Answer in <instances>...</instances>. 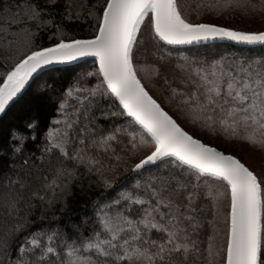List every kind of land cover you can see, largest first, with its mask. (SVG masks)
Segmentation results:
<instances>
[{"label": "snow or ice", "instance_id": "6c2138e0", "mask_svg": "<svg viewBox=\"0 0 264 264\" xmlns=\"http://www.w3.org/2000/svg\"><path fill=\"white\" fill-rule=\"evenodd\" d=\"M208 7L264 21V0H217ZM44 12L34 0H0V29L12 30L17 39L9 46L15 43L18 51L0 79V113L46 66L91 56L98 69L52 97L61 118L45 134L40 156L33 158L25 147L28 137L16 132L11 146H0V207L13 217L0 248L7 255L10 241L22 232L30 245L19 247L20 257L7 264H192L202 252L205 264H264V170H252L179 122L247 144L264 156V56H181L171 76L153 65L146 79L158 77L167 86L161 100L138 75L145 70L139 66L145 21L148 38L164 45L216 39L264 45V27L193 22L179 0H104L88 9L96 20L91 38H70L57 24L55 42L36 46L33 27L53 26L54 17L49 12L45 18ZM92 76L97 83L86 87ZM43 91L55 93L57 86L45 84ZM166 103H174L179 116L170 114ZM37 127L35 119L26 122V129ZM121 171L132 174L130 184H117ZM85 180L103 189L92 216L27 231L34 222L28 218L36 208L33 201L40 202L39 219H44L43 213L57 205L67 208L73 189L82 190ZM201 199L207 204L198 209ZM21 201L29 210L24 215ZM225 202L224 242L217 246L219 228L214 227L202 249L199 212L207 207L214 221Z\"/></svg>", "mask_w": 264, "mask_h": 264}, {"label": "trees", "instance_id": "16d2710c", "mask_svg": "<svg viewBox=\"0 0 264 264\" xmlns=\"http://www.w3.org/2000/svg\"><path fill=\"white\" fill-rule=\"evenodd\" d=\"M185 1L189 3L193 2L191 0ZM214 1L215 0H197L194 6L195 9L193 10L197 11L201 16L207 15V21L213 20L214 23L218 25L229 26L240 30H249L252 26L245 24L247 17L242 16L238 12L226 11L217 13L210 9L208 5L214 4ZM34 2L45 8V18L48 17L49 12L54 17L53 26L42 28L33 27V31L38 32L35 41L36 46H48L55 42L53 33L56 31L54 25L57 24L64 29L70 38H91L95 34L96 20L87 14L88 9L93 6L102 5L104 0H57L55 5H46L44 0H34ZM77 12L80 13L79 16L76 15ZM69 14H71L72 19H67ZM256 17L261 20L259 16ZM257 24L258 26H262L264 21L254 23L253 25ZM262 27H264V25ZM142 32L146 38L144 49L148 50V54L145 56L146 63L159 66L161 71L168 73L169 76H171L174 64L181 56H195L197 54L215 56L216 58L221 55L245 58H260L264 56V47L255 49L242 48L226 43H210L187 48H170L164 46L162 43L151 41L148 38V30H142ZM5 37H7V39H5ZM16 39L17 37L13 34L12 30L5 33L3 29H0V79H2L3 73L10 68L13 61L18 58L16 44L12 43L11 46H9V42ZM144 53L146 52L144 51ZM160 55L165 57L164 61L158 60ZM97 69L98 66L95 60H87L76 65L55 68L40 74L33 81L26 93L10 107L0 119V146H11L13 144L12 133L16 132L28 137L25 141V147L28 152L34 154L33 158L40 156L41 149L46 143L44 139L45 134L49 128L53 126V121L57 118H61L60 114L57 112L56 101L52 97L59 95V89L71 85L78 78H82L85 73L96 72ZM88 81H90V83L84 82L86 87H92L97 83L95 76L88 77ZM159 81L160 88H162L164 86L163 81L160 79ZM45 84H55L57 86V91L55 93L43 91V86ZM163 88H166V85ZM163 92L166 94V91ZM32 119L38 122V127L35 131L26 129V122ZM99 123H105V121L101 119ZM218 146L221 147L222 145ZM0 155H2V152H0ZM131 175L130 172L121 171L117 179V184L121 182L130 184L129 178ZM92 179H95V177ZM33 184L38 185L39 181L33 180ZM73 192V196L68 200L67 208L61 211L59 205H57L54 209L43 213L44 219H39L41 215L40 202L33 201V203L36 204V208L32 210V214L29 215L28 218L34 222L29 226L27 231L31 232L50 226L55 227L69 220L79 223L83 216H92L93 203L100 198L103 189L95 185L89 187L87 180H85L84 188L82 190L74 188ZM23 195L27 198L30 195V191L27 189L24 190ZM28 211V208L25 207L23 201H21V215H24V213ZM206 211L207 213H205ZM206 211L202 214V223L204 226L199 233V240L202 242L200 247L202 249L207 247V237L210 231L209 221L213 218L211 212L208 209ZM12 221L13 217L5 216L3 208L0 207V241L4 239V233L11 227ZM26 234V232H22L10 241L11 246L7 249V255L5 251L0 248V264H7L9 259L15 261L20 257L21 254L18 252L19 247H30V245H26L24 242V236ZM56 244H60V241L57 240ZM84 254L87 255V253ZM196 261L199 264H205V254L202 252L200 259L193 260L192 264H195Z\"/></svg>", "mask_w": 264, "mask_h": 264}, {"label": "rangeland", "instance_id": "374dc122", "mask_svg": "<svg viewBox=\"0 0 264 264\" xmlns=\"http://www.w3.org/2000/svg\"><path fill=\"white\" fill-rule=\"evenodd\" d=\"M193 2L189 3L188 1L185 0H179L180 6H181V10L183 11V13L185 15H187V17L193 21V22H211L214 23L213 20H206L207 15H200L199 13H197V11H194L193 9H195V3L197 0H191ZM215 3L217 2L216 0L214 1ZM257 19V17L254 18H246L245 24L247 25H252L249 30H259L261 29L262 26H258L257 25H253L254 23L260 22L261 20ZM142 30H148L147 29V21H145V26L143 27ZM155 44V43H154ZM264 47V46H263ZM263 47H259V48H263ZM255 49V48H254ZM144 51L146 53H144ZM146 54H148V50H143L140 53V60H139V66H142L145 70L144 71H140L138 73V75L140 76V78L142 79V81L146 84V87L148 88L150 94H152L154 96V98H157L158 100L163 99V95L165 94L163 91H166V88H160V81L157 78H153V80L151 82H149L146 79V75L148 72H151L153 69V64H148L145 61V56ZM168 57V56H167ZM161 80V79H160ZM70 103H72V101H70ZM166 107V110H168L170 112V114H172L174 117L179 116V110L175 107V104H165L164 105ZM71 110V109H70ZM69 110V111H70ZM59 119V118H57ZM56 120V119H55ZM182 126H184L186 128V130L193 132L194 135H196L197 138L201 139L203 142L210 144L211 146L217 147L219 150H224L226 154H233L236 155L237 158H241L242 162H245L248 166H250L252 169H254V171L256 172H261L262 170H264V156L261 155V153L250 147L247 144L244 143H240L237 141H226L224 140L222 137L220 136H213L211 134H209L207 131H199V130H194L193 127L189 124H187L184 120H180L179 121ZM52 127H58L56 125L53 124ZM205 138V139H204ZM218 145H222L221 147H219ZM224 148V149H221ZM207 201L204 199H201L200 201L197 202V208H201V206L206 205ZM208 208L205 207L203 211L199 212V216L202 220V214L207 210ZM209 210V209H208ZM229 211L228 207H227V202H225L224 207L222 208V214L221 216L217 217L214 221L213 218L211 221H213L212 223H210V231H209V235L213 234V228L214 227H218L219 228V233L216 234L215 237V243L217 244V246H220L223 244L224 242V238H225V228L226 225L222 222L223 221V215L226 214ZM207 213V211L205 212ZM208 215V214H207ZM195 264H199L197 261L195 262ZM217 264H221L220 261H217Z\"/></svg>", "mask_w": 264, "mask_h": 264}, {"label": "water", "instance_id": "95a60500", "mask_svg": "<svg viewBox=\"0 0 264 264\" xmlns=\"http://www.w3.org/2000/svg\"><path fill=\"white\" fill-rule=\"evenodd\" d=\"M163 44V42H161ZM210 43H226V44H230V45H234V46H237V47H242V48H259V47H263L264 45H259V44H256V45H247V44H242V43H237L235 41H230V40H227V39H224V40H221V39H216V40H209V41H202L200 42L199 44H191V45H166L167 47H170V48H187V47H192V46H197V45H203V44H210ZM164 45V44H163ZM87 60H95L94 57H91V56H88V57H80V58H77L76 60L74 61H71V62H67V63H62V64H53V65H50V66H46L44 68H42L41 70H39L36 74H34V77L33 79L29 82V85L26 86L25 90L21 93V95L10 105V107L16 103L25 93L26 91L29 89V87L32 85L33 81L40 75L42 74L43 72L45 71H48V70H51V69H54V68H60V67H66V66H72V65H76V64H79V63H82L84 61H87ZM97 63V62H96ZM97 66H98V63H97ZM9 107V108H10ZM8 108V109H9ZM8 109L6 110V112L8 111ZM5 112V113H6ZM5 113H0V119L5 115Z\"/></svg>", "mask_w": 264, "mask_h": 264}, {"label": "bare ground", "instance_id": "6f19581e", "mask_svg": "<svg viewBox=\"0 0 264 264\" xmlns=\"http://www.w3.org/2000/svg\"><path fill=\"white\" fill-rule=\"evenodd\" d=\"M164 46H166V45H164ZM167 47V46H166ZM55 69V68H54Z\"/></svg>", "mask_w": 264, "mask_h": 264}]
</instances>
